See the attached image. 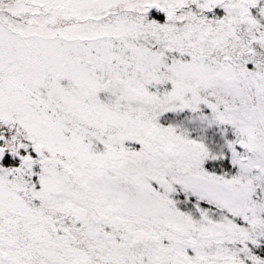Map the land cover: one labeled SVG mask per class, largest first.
I'll return each mask as SVG.
<instances>
[{
	"label": "snow or ice",
	"instance_id": "6c2138e0",
	"mask_svg": "<svg viewBox=\"0 0 264 264\" xmlns=\"http://www.w3.org/2000/svg\"><path fill=\"white\" fill-rule=\"evenodd\" d=\"M0 264H264V0H0Z\"/></svg>",
	"mask_w": 264,
	"mask_h": 264
}]
</instances>
